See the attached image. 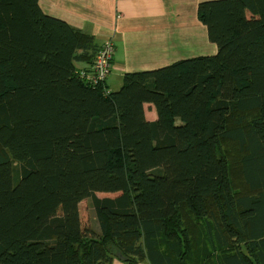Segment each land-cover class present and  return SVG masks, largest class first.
Listing matches in <instances>:
<instances>
[{"label": "trees", "instance_id": "obj_1", "mask_svg": "<svg viewBox=\"0 0 264 264\" xmlns=\"http://www.w3.org/2000/svg\"><path fill=\"white\" fill-rule=\"evenodd\" d=\"M39 1L0 0V264H264V0H199L216 52L109 92L79 76L100 42Z\"/></svg>", "mask_w": 264, "mask_h": 264}, {"label": "crops", "instance_id": "obj_2", "mask_svg": "<svg viewBox=\"0 0 264 264\" xmlns=\"http://www.w3.org/2000/svg\"><path fill=\"white\" fill-rule=\"evenodd\" d=\"M188 1L190 0L39 2L46 14L64 20L73 27L89 31L100 44L108 38L114 40L116 47L111 74L109 73V79L113 82L120 75L125 79L127 74L177 61L173 59L174 54L182 50L196 53L216 52V46L209 43L206 48L203 38L200 41L198 36L197 31L204 30L203 25L195 18L198 0L193 2L192 13L185 11ZM189 37L193 41L191 47L187 43ZM207 50L209 52H206Z\"/></svg>", "mask_w": 264, "mask_h": 264}, {"label": "rangeland", "instance_id": "obj_3", "mask_svg": "<svg viewBox=\"0 0 264 264\" xmlns=\"http://www.w3.org/2000/svg\"><path fill=\"white\" fill-rule=\"evenodd\" d=\"M190 31H191V29H190ZM87 32H89V31H87ZM194 32L196 34L195 29H194ZM187 43H188L189 47H191L193 45V41H192L191 37H189L187 39ZM199 48H200V46H199ZM206 48H208L207 45H206ZM206 52H209V50H207ZM200 54L210 55L212 53H196V52H192V51L182 50V52H176L174 54L173 59H176V60L187 59V58L195 57V56L200 55ZM95 58H96V55H95ZM94 61H95V59H94ZM93 64H94V62H93ZM93 64L91 65V67L88 66V69L90 68L89 71H82L79 75L86 83H88V82L85 78H83L82 73L83 72H88V73L91 72V70L93 68ZM80 67L82 68L83 66H80ZM110 74H111V72H110ZM110 74H109V76H110ZM109 76H108L104 86L103 85H92L90 83H88V85L93 86V87L101 86L103 89H106L109 92L110 90H114V89L119 88L123 82H125V81L128 82V81L133 80L131 78L130 74L125 75V77H124L125 79H123V76L120 75L117 78H115L113 82L111 81V79H109ZM137 80H138L137 82H141V83L143 82L139 78H137ZM108 84H109V87L112 89H109ZM144 107H145L146 117L149 120H154L157 118V112L155 110L154 105H152L150 103H146ZM176 122L178 123L179 121H176ZM232 153L233 154H232L231 167L233 169L232 177H233V180L235 183V188L238 189L241 193H245L247 188L245 187V184H244V181L242 178V174L240 172V170H241L240 164H239L240 153L237 150V148H234L232 150ZM15 163L16 162H14V161H9V162L5 163L3 166V170H4V174H5V178H6V184L9 188H11V186H12V171H13V164H15ZM69 167L71 169H80L81 168V162H80L78 156L72 155V159L69 162ZM97 195L99 197H114V196H116V194H114V193H105V192L104 193L98 192ZM8 200L10 203L14 204L18 209H23V202H22L21 197L10 196V198ZM79 208H80V214H81L80 215L81 225H82V228L84 229V232L86 233V231H88L87 229H92V226H93L92 225L93 218H92V213H91L88 201L87 200L81 201ZM115 262H119L120 264H131V263H127L124 260L119 259V258H114L111 264H114ZM140 264H149V263L142 262Z\"/></svg>", "mask_w": 264, "mask_h": 264}, {"label": "built area", "instance_id": "obj_4", "mask_svg": "<svg viewBox=\"0 0 264 264\" xmlns=\"http://www.w3.org/2000/svg\"><path fill=\"white\" fill-rule=\"evenodd\" d=\"M100 45V48L96 52L91 72H83L82 76L92 85L104 86L112 67V58L116 44L112 38H108Z\"/></svg>", "mask_w": 264, "mask_h": 264}, {"label": "bare ground", "instance_id": "obj_5", "mask_svg": "<svg viewBox=\"0 0 264 264\" xmlns=\"http://www.w3.org/2000/svg\"><path fill=\"white\" fill-rule=\"evenodd\" d=\"M195 0H190L188 1V3L186 4L185 6V11H190V13H192V10H193V7H194V2ZM202 30V29H201ZM201 30L197 31L198 32V36L200 38V41H201V38H203L204 40V43H205V47L206 45L208 46L209 45V42L207 40V36H206V31L205 29L202 30L203 32H201ZM206 49V48H205Z\"/></svg>", "mask_w": 264, "mask_h": 264}]
</instances>
